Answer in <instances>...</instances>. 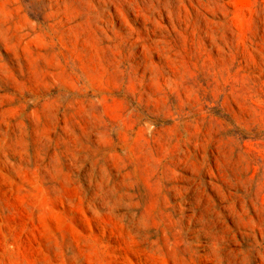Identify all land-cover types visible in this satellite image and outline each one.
Returning <instances> with one entry per match:
<instances>
[{
  "label": "rangeland",
  "instance_id": "rangeland-1",
  "mask_svg": "<svg viewBox=\"0 0 264 264\" xmlns=\"http://www.w3.org/2000/svg\"><path fill=\"white\" fill-rule=\"evenodd\" d=\"M0 264H264V0H0Z\"/></svg>",
  "mask_w": 264,
  "mask_h": 264
}]
</instances>
